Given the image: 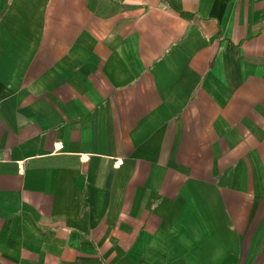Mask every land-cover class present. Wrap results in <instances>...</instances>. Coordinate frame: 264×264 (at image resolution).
I'll return each instance as SVG.
<instances>
[{"label": "crops", "instance_id": "obj_1", "mask_svg": "<svg viewBox=\"0 0 264 264\" xmlns=\"http://www.w3.org/2000/svg\"><path fill=\"white\" fill-rule=\"evenodd\" d=\"M0 264H264V0H0Z\"/></svg>", "mask_w": 264, "mask_h": 264}]
</instances>
